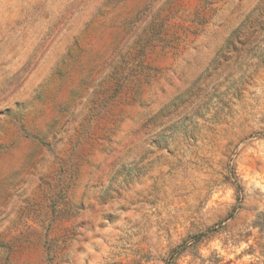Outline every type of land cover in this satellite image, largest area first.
<instances>
[{
    "label": "rangeland",
    "instance_id": "obj_1",
    "mask_svg": "<svg viewBox=\"0 0 264 264\" xmlns=\"http://www.w3.org/2000/svg\"><path fill=\"white\" fill-rule=\"evenodd\" d=\"M0 264H264V0H0Z\"/></svg>",
    "mask_w": 264,
    "mask_h": 264
}]
</instances>
